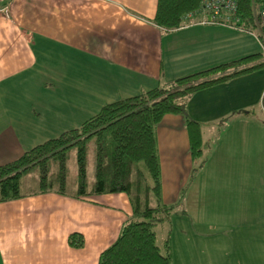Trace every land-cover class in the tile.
I'll return each instance as SVG.
<instances>
[{
  "label": "crops",
  "instance_id": "obj_1",
  "mask_svg": "<svg viewBox=\"0 0 264 264\" xmlns=\"http://www.w3.org/2000/svg\"><path fill=\"white\" fill-rule=\"evenodd\" d=\"M156 3L0 0V164L56 137L43 132L76 128L60 129L64 119L251 54L242 31L198 15L157 26ZM187 116L201 127L196 171L184 117L155 129L161 199L184 216L165 232L171 264H264V68L196 91ZM22 193L0 201V264H98L132 214L124 192Z\"/></svg>",
  "mask_w": 264,
  "mask_h": 264
},
{
  "label": "trees",
  "instance_id": "obj_2",
  "mask_svg": "<svg viewBox=\"0 0 264 264\" xmlns=\"http://www.w3.org/2000/svg\"><path fill=\"white\" fill-rule=\"evenodd\" d=\"M235 1L234 16L242 32L253 34L261 41L260 52L192 71L133 96L103 104L78 127L63 131L0 164V201L23 195L20 178L34 166L38 167L39 189L50 188L48 160L51 158L59 161L56 178L64 184L65 153L74 146L76 195L124 192L132 207V214L123 222L116 239L100 253L98 264H171L170 238H164L160 248L154 230L156 224L169 218L174 208L161 199L155 129L165 114L182 115L189 136L190 155L197 161L202 156L201 127L198 121L187 116L189 98L198 90L264 68V24L257 14L258 9L264 7V0ZM201 12V0H157L153 21L171 30L184 25L191 17L201 18ZM92 137L95 143L94 181L87 189L85 142ZM69 243L79 247L83 238L70 234Z\"/></svg>",
  "mask_w": 264,
  "mask_h": 264
},
{
  "label": "rangeland",
  "instance_id": "obj_3",
  "mask_svg": "<svg viewBox=\"0 0 264 264\" xmlns=\"http://www.w3.org/2000/svg\"><path fill=\"white\" fill-rule=\"evenodd\" d=\"M6 0L5 6L8 4ZM7 7V6H6ZM240 41H242L246 46L250 47V53H256L261 51V41H257V37L250 33H238ZM67 101V100H66ZM96 109V108H94ZM88 117L86 114L80 115L76 118L64 119L62 121L60 129L65 127H78V121L80 118ZM61 130H57L55 132H43L45 134L54 133V136H57L61 133ZM86 146V162H85V181L86 188L89 189L94 181V138H90L85 142ZM200 160L195 161V168L200 165ZM64 184H60L57 180V174L59 173V161L55 158H51L48 160V179L50 180L51 187L54 189H62L65 192L71 193L77 191V162H76V147L72 146L66 150L65 153V161H64ZM195 168L193 170H195ZM39 188V175H38V167L34 166L30 168L27 172H25L20 178V190L22 192L28 191L31 189ZM124 194V193H122ZM103 195H99L98 199L103 198ZM184 216L180 211L173 210L169 215V218L165 220L163 223H158L155 225L154 230L156 232V244L161 248L162 240L166 237L165 233L167 230H173L174 225L179 223ZM180 229V228H179ZM173 233L175 232L172 231ZM165 233V234H164ZM176 233V232H175ZM181 234V233H176ZM166 235V236H165Z\"/></svg>",
  "mask_w": 264,
  "mask_h": 264
},
{
  "label": "built area",
  "instance_id": "obj_4",
  "mask_svg": "<svg viewBox=\"0 0 264 264\" xmlns=\"http://www.w3.org/2000/svg\"><path fill=\"white\" fill-rule=\"evenodd\" d=\"M11 0H7L10 2ZM6 8V6H5ZM201 24H220L233 29L243 30L238 24V18L235 17L236 1L235 0H201ZM259 20L264 24V7L257 11Z\"/></svg>",
  "mask_w": 264,
  "mask_h": 264
}]
</instances>
